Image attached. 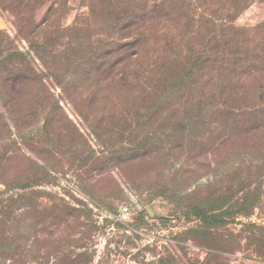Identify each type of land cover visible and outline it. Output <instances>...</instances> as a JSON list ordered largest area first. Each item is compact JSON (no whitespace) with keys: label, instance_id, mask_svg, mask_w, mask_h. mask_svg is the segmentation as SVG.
Wrapping results in <instances>:
<instances>
[{"label":"rangeland","instance_id":"obj_1","mask_svg":"<svg viewBox=\"0 0 264 264\" xmlns=\"http://www.w3.org/2000/svg\"><path fill=\"white\" fill-rule=\"evenodd\" d=\"M229 2L55 0L36 12L38 28L28 41L0 12V30L42 70L15 88V104L0 107V218L6 221L0 229L26 264H200L207 253L209 264L219 261L216 253L223 264H264V125L214 153L211 139H200L229 115L220 113L215 97H202L221 90L222 47L207 38L222 32L216 18ZM136 13L158 15L147 24L137 57L110 77L78 66L137 36L139 28L124 29L122 20ZM232 25L258 28L263 36L264 1L251 2ZM47 31H54L48 49L67 36L76 43L63 60L76 54V64L61 67L58 57L52 73L43 69L52 58L34 51ZM204 45L215 63L186 87L180 78L194 70ZM251 83L245 104L258 108L264 83ZM190 110H198L191 129ZM132 148L133 155L125 151ZM222 191L232 198L223 208L227 223L190 231L197 221L183 207L215 209ZM41 252L52 255L47 261Z\"/></svg>","mask_w":264,"mask_h":264},{"label":"trees","instance_id":"obj_2","mask_svg":"<svg viewBox=\"0 0 264 264\" xmlns=\"http://www.w3.org/2000/svg\"><path fill=\"white\" fill-rule=\"evenodd\" d=\"M52 1L55 0H0V12L10 15V22L14 26L16 36L28 41V34L35 36V29L38 28V23L36 24V12L48 2L51 3ZM253 1L263 2L264 0H230V8L225 12L218 14L216 18L219 25L223 26L221 29L222 32L219 36H216V34H208L210 37L207 38V42L210 43V41H212L215 42L217 46L220 44L222 47L220 50L222 56L219 57L220 68L227 73L224 72L221 74V77H218L221 86L219 93L216 92L212 95L210 92H205L202 97H215L218 103L217 109L220 113L223 114V111L226 110L225 113L229 114L224 118L225 121L220 117V123H215L208 132H205L204 135L202 134V137H200L202 142L211 139V153H214V151L221 148L226 140L231 138H233V141L238 139L247 140L250 136L248 134L252 132L253 129H258V127L264 125V101L260 102L258 108L245 104L247 100L246 98L251 96V91H253V88L250 87V84H253L251 82L259 79L264 83V35L262 36L258 34V28L253 32L252 29H244L243 27L232 25L236 16ZM49 7L51 8L52 6L50 5ZM127 17L130 18L129 21L127 20L128 18H122V20L126 19L125 22L127 23L123 25V28L138 27L139 34L135 37L125 36L121 44H117L114 47H105V50L99 55H91L90 60H85L86 62L82 60L78 66H90L92 71H97L110 77L111 74L115 73L113 71L116 67L123 63L125 59L128 60L131 57H137L143 50L144 43L147 42L145 36L146 32H144L147 29V24L150 20L155 21V18H157L158 15L156 14L146 18L147 22H145L146 15L144 14L136 13L128 15ZM206 22L210 23V20L207 19ZM45 23L46 21H43L41 24L45 25ZM46 28L47 27H43L42 32L39 31V33H43ZM247 30L252 31V33H248ZM53 32L54 31H47L44 35H40L42 38V45L40 46L39 51H34L35 57L47 55L52 58L51 65L48 66L45 64L43 68L48 73H52V68L58 57L61 58L59 60L61 62V67L62 65L68 66L76 64V54H72V58L68 57L65 62L63 61L69 55V52L74 51L76 46V43L71 41L69 36H67L64 42L55 46V48L48 49L47 41L50 39ZM56 32H58V30H56ZM143 35L145 37H143ZM144 38L145 41L141 42ZM157 41L160 42L161 40ZM12 42L13 39L10 35L5 31L0 30V107L2 108H8L16 103V87L21 86L27 80H35L39 76L38 71H42L32 68L30 65L31 62L28 60L27 56L17 47L12 46ZM85 55L86 53H83L82 57L84 58ZM200 55L202 56H198L196 59L194 70H192L193 66H191L188 68L189 74L183 75L180 78L181 84L183 83L186 87H191V85H193V82H195L193 77L201 75V71L204 67L210 68L215 63V59L211 58L209 54V47L208 49H205L204 45L200 50ZM56 68H58V65H56ZM246 69L248 71H245ZM84 73H86V71H84ZM203 76L204 74L201 75L200 78ZM197 82L200 81L197 80ZM240 102L243 104L241 105ZM239 109H241L240 113L237 111ZM188 115L187 125L190 126L191 129L198 124V110H190ZM2 118L3 117H0V120ZM175 129L176 128H174V130ZM214 133L216 135L215 139L212 138ZM202 142H199V144H202ZM143 144H145V142H142V145ZM134 150L135 149L132 148L125 151L133 155ZM0 163H2V161H0ZM219 199L224 200L221 202V206H218L215 209L206 210L201 204H189L183 207V209L187 213L193 215L197 221V224L189 229L190 231L200 230L201 232L206 233L211 227L208 225L213 221L215 223L219 222L220 224L227 223L224 221L223 208L229 206L228 204L232 201V198H229L228 194L222 191ZM6 206H2L1 210ZM5 224L6 221H3L0 218V227L1 225L4 227ZM13 241L14 239H11L7 230L0 229V264H26V259H24L25 254L23 252H12L8 248L11 247ZM50 255H52L50 252H41L39 257L40 259L44 258L48 261L51 257ZM82 255L83 254L80 253L77 256ZM207 256H209V253H207L206 258L204 261H201L200 264H209V257H211V255L208 258ZM213 256V258L219 260L216 262L217 264H223L220 260L222 259L220 254L218 255L216 253V255ZM51 264L55 263L52 262Z\"/></svg>","mask_w":264,"mask_h":264}]
</instances>
